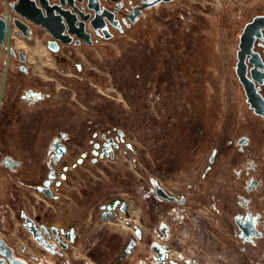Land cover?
Segmentation results:
<instances>
[{"label":"crops","instance_id":"1","mask_svg":"<svg viewBox=\"0 0 264 264\" xmlns=\"http://www.w3.org/2000/svg\"><path fill=\"white\" fill-rule=\"evenodd\" d=\"M168 7L169 11L172 10L170 5ZM177 11L179 9L170 12L174 14ZM138 23L140 21L128 29H133ZM185 26V29L167 30L160 37L154 31L142 33V30L133 34V43L124 38L128 30L123 36L115 35L98 42L82 55V76L63 72V65L57 64L54 54L41 40L30 46L21 35L13 37L12 47L16 51L23 50L28 59V69L23 72L18 69L19 63L12 59L3 85L5 65L0 52V151L19 162L14 173L28 181L44 177L51 160L52 140L61 131H73V142L81 149L90 130L112 126L113 123L130 127L135 135L138 154L154 172L157 167L169 173L183 170L193 158L191 149L194 151L196 143L192 140L191 144L180 146L178 142L184 135L188 136V116L191 113L201 115L198 122L202 124L208 110L206 106L195 108L196 103L192 99L204 94V85L188 73L189 61L179 58L182 53L180 47L192 42L189 30L193 27L188 23ZM68 67L73 68L71 63ZM151 85L160 92V97L154 102L147 98ZM108 88L117 90L122 103L104 93ZM27 90L39 92L41 98H23L22 94ZM226 144L229 149L223 151L221 161L207 171L204 209L196 216L198 219L199 215L208 218L220 236L232 240L230 231L235 228L232 223L236 216L264 213V200L261 203L255 190L248 192L242 188L245 182L243 174L247 170L257 174L264 172V156L257 154L259 160L252 161L253 158L247 163L242 152L244 148H237V143L231 140ZM200 151L198 147L197 152ZM34 163L39 164L35 169L30 166ZM94 167L104 174V166L103 170L97 165ZM105 170L111 179L120 175V171L110 165ZM3 171L11 181V193L19 194L23 186L18 178L9 170ZM97 171L92 166H82L76 173L72 172L66 191L57 200L59 206L69 203V199H75L79 193L83 196L82 203H94L98 198H104V190L98 191L104 189L103 184L85 179L87 174ZM78 178H84L83 187L73 185ZM165 205L176 214L174 219L181 214L186 224H193L182 208L168 201ZM218 213L222 214V229L216 224Z\"/></svg>","mask_w":264,"mask_h":264},{"label":"rangeland","instance_id":"2","mask_svg":"<svg viewBox=\"0 0 264 264\" xmlns=\"http://www.w3.org/2000/svg\"><path fill=\"white\" fill-rule=\"evenodd\" d=\"M242 1L238 0L236 5ZM188 3L191 11L196 2ZM203 4L204 7L198 9L203 14H178L182 11L180 8L173 14L170 12L173 10L169 11L168 5H162L161 8L154 10L155 14H145L137 26L127 29L128 33L124 37L133 43L135 38L133 34L142 30H144L142 33L154 31L160 37L167 30L174 31L179 27L185 29L186 23L193 27L189 30L192 42L180 47L182 53L179 58L189 61L188 73L201 80V84L204 85V94L196 95V99H192V102L196 103L195 108L206 106L208 110L205 114L207 118L206 120L204 118L202 124L198 122L201 115L191 113L188 116L186 125L188 136L184 135L178 141L180 146L187 145L188 142L191 144L192 140L196 142L194 151L191 149L192 160L181 170L182 172L171 173L161 167H157L154 172L145 161H142L140 155L139 159L136 158L138 165L133 168L132 163L125 159L126 155L122 152L117 155L115 161L107 160L96 164L100 170H103L105 164L119 170L118 179H111L107 173L109 177H106L92 166L97 173H91L93 179L88 181L103 184L104 189H98L99 192L109 186L107 190L111 193L109 196L123 193L125 196L121 197L129 198L127 214L125 212L121 214L118 209L115 218L103 220L99 217V204H96L100 198L94 203H82L83 196L80 193L75 199L68 198L71 201L67 204L61 201L64 204L61 206L59 202L47 201L45 209H41L40 205L38 209L33 208L36 215H41V219L48 225L54 224L65 229L73 226L76 234L74 239L65 238L68 247L59 250H56L57 243L52 238L34 237L32 250L39 257H43L44 252L56 254L62 264H264V213L260 219H253L247 230L233 220L232 225L235 226L236 233L232 240L220 237L217 228L209 223L208 218L199 215L198 219L196 216L204 209L208 173L206 171L210 166L215 168L218 161H221L223 151L229 149L226 146L228 140L237 143V148L243 146L245 148L243 153L256 155V152L264 150V119L251 113L233 71L238 29L247 15L251 14L247 10L248 14L238 12L230 14V11L223 8L225 2L217 0H203ZM150 88L148 95L154 87L151 85ZM116 91L115 88H108L104 93L113 98L112 100L122 103ZM148 95L150 102L160 97V94L153 97ZM112 125L118 127L121 124ZM98 128H94L92 132H96ZM92 132L91 130L88 132L85 140ZM97 138L100 139L99 136ZM68 145L74 156H78L86 148L87 151L92 148L89 141L82 149L77 148L72 140ZM135 146L137 147L136 143ZM198 147L201 150L199 153ZM214 147L219 150L216 157ZM37 165L39 166L38 163H34L30 166L35 169ZM45 169L47 173L48 165ZM125 176L128 179H125ZM261 178L264 179V176ZM82 179H76L73 185L80 188L85 181ZM242 188H245L244 185ZM156 189H162L174 197L176 202L172 204L182 208L186 217H190L193 226L186 224L181 214L174 219L173 215L176 214L167 207L169 204L165 205L166 201H159ZM255 192L256 197L263 203L264 184ZM109 196L104 194V199ZM218 216L216 224L222 229L220 227L222 214L218 213ZM139 229L142 230L143 237L126 251V247L133 242ZM42 249L44 251L41 252ZM123 253L125 256L121 258Z\"/></svg>","mask_w":264,"mask_h":264},{"label":"flooded vegetation","instance_id":"3","mask_svg":"<svg viewBox=\"0 0 264 264\" xmlns=\"http://www.w3.org/2000/svg\"><path fill=\"white\" fill-rule=\"evenodd\" d=\"M55 1L59 0H52V2ZM191 1L196 2V4L193 5L192 10L190 11L188 2ZM219 1L225 2V6L223 8H226L228 11H230V14H236V12L239 14H248L249 12L251 14L247 15L246 19L241 22L238 29V42L237 48L235 50L236 56L234 60L233 71L243 90L245 102L251 113L261 119H264V104L259 107L263 114L256 113L254 107H251L250 102L247 101L248 97L235 70L236 64L238 62L237 52L240 49V36L245 30V27L248 24L254 22L256 19L258 26L256 31L257 33L255 34V38L252 43L251 53H248L245 56V75L251 81L250 83H252V87L256 89L257 93H259L264 100V0H243L239 5H236L238 0ZM11 2H15V0H7V3ZM92 2H94V0H92ZM152 2L156 3L151 4ZM88 3L89 0H84V12L85 14H91L90 17L92 18L96 13L94 10L88 8ZM162 5H171L170 7H172L171 9L173 11L180 8L182 9L180 14H201L202 12L198 11V9L200 10V8L204 7L203 0H100L101 9L106 10L104 14H108V18H110L111 21H118L119 26H116L109 20L105 19L104 22L103 19L98 18L96 22L100 27L99 29H95L90 23L89 19L86 22L85 31L90 35V40L92 43H87L75 35H70V39L72 41L65 43L59 39L53 38L45 29L35 25L26 30V33L29 34L30 32V35L25 34L23 30L21 31L20 29L14 28L15 33L13 31L11 32L9 42H7L5 38L3 43L0 44V52H2L4 56V65L6 67V65L10 64L12 59H14L19 63L18 69L20 71H27L28 59L26 53L23 50L16 51L12 47L13 37L21 35L30 46H35L37 41L41 40L54 54L57 64L63 65L61 66L63 72H70L76 76H82L84 69L82 55L87 54L92 46L96 45L98 42L111 39L115 35L123 34L130 26L136 24L140 19H142L145 14L154 12V10L161 8ZM246 10L248 12H246ZM5 11L6 1L0 0V17L3 19H6ZM104 33L110 34V36L106 38ZM53 42L56 43V49L50 47V44L52 45ZM78 50L80 51L78 52ZM68 63L72 64V69L68 67ZM22 97L25 99H39L41 98V94L34 90H27L22 94ZM97 136H99L100 139H98ZM92 137L94 138L93 140ZM74 139L73 132H68V130L61 131L60 134L52 140L50 156L51 160L48 164L49 169L46 173V176L40 177L38 179H30V181L21 177L17 173H14V167L18 165L19 162L12 158L11 155L4 154L3 151H0V264H62L54 257H44V254L43 257L36 255L32 250L34 245H28V247H25L23 250L19 248L18 241L22 235H29L34 241L35 238L43 239L44 237H53L56 239V236L63 238L68 236V238H71L72 234L74 235L72 238L74 239L75 237L76 231L73 226L65 229L54 224L49 225L50 227L48 228L47 235L43 230L46 222L45 220L41 219V215H36L34 209H38L39 205L41 206V209H45V203L47 201L58 202L57 200L60 198V196H62L61 194H63V191L66 188L65 186L68 183L66 181L70 180V175L72 174L71 172L74 173L75 171H78V169L82 166H87L90 168L91 166L107 160L115 161L117 155L121 152L123 155H126L125 159H128L132 163L133 168L138 165L136 158L139 159V154L135 146V135L128 126L118 125L117 127L112 125L108 127H99L96 132L93 131L90 133L88 139L85 140V145L82 147L85 148L87 142L89 141L92 143L91 150L87 151L86 148L84 151H81L78 156H74V154H72V150L68 145V142H71V140L74 141ZM241 147L243 148V146ZM244 149L242 150L245 151ZM213 150L216 157L219 150L217 147H214ZM256 153L262 154L264 156V150ZM244 154L247 163L253 158L254 159L252 161L257 159L259 160L257 154ZM1 167L13 172L18 178V182L23 186L22 191H20L19 194L11 193L9 187L11 181L7 180L5 176L6 172L3 171ZM107 167L108 166L105 164L104 175H106V177L108 173L105 169H107ZM210 168L212 167L210 166L207 171L210 170ZM205 174H203V177H205ZM244 174H246L244 179V187L248 192H252L264 184V179L261 178L264 176V172L260 174L253 172V174H251V172H248L247 170ZM117 177L118 176H116V178ZM85 179L87 182H90L88 180L93 179L92 174H87ZM64 183L65 186L63 187ZM108 189L109 186L106 187V190H104V194H106V196L111 194L109 191H107ZM157 190L158 189H156L157 197L163 198L169 203L176 202L174 197L169 196L168 194V197H163L157 193ZM47 193H49V195H47ZM122 195L125 196L123 193H119L115 196L112 195L113 197L109 196L105 199L102 198L101 200L97 201L96 204H99L100 208L99 217L101 218L102 211H106L107 206L111 204L116 205V208L112 210L114 218L118 214V209L120 210L121 214L123 213L121 210L123 205L126 206V211H128L130 206L129 198L121 197ZM5 196H7V198ZM102 206H104V209H102ZM106 215L108 216V214ZM262 215L263 213H246L245 215L240 214L236 216L234 220L238 223V225L242 226L243 229L247 230L250 226L249 224L253 222V219L258 220L260 217H262ZM53 227L57 229V233L52 231ZM230 232V234L234 236L236 229H233ZM40 251L42 252L44 250L42 249Z\"/></svg>","mask_w":264,"mask_h":264},{"label":"water","instance_id":"4","mask_svg":"<svg viewBox=\"0 0 264 264\" xmlns=\"http://www.w3.org/2000/svg\"><path fill=\"white\" fill-rule=\"evenodd\" d=\"M6 1V19L0 17V44L3 43L4 39L9 42L11 32L15 33L14 28L23 30L26 33V30L33 27L34 25L37 27H42L45 29L53 38L59 39L62 42L69 43L72 40L70 39V35H75L79 39H83L87 43H92L90 40V35L86 33L85 27L86 22L90 19V23L93 25L95 29H99V24L96 22L98 18L104 20H110L108 18V14H104L106 10L101 9L100 0H89L88 8L95 11L96 14L91 18V14H85L84 8L85 4H83L84 0H59L52 2V0H15V2L7 3ZM158 1H171V0H158ZM156 2H152L154 4ZM111 23L119 26L118 21H111ZM257 22L256 19L254 22L248 24L245 27V30L240 36V49L237 52L238 62L236 64L235 70L236 74L242 83L246 95L248 97L247 101L250 102L251 107H254L255 112L258 114H263V112L259 109L260 106L264 104V100L261 95L257 93L256 89L252 87L251 81L245 75V56L248 53H251L252 43L255 38V34L257 33ZM105 34V37L108 38L110 34ZM30 35V32L29 34ZM55 44V45H54ZM50 47L56 49V43L50 44ZM255 55V54H254ZM6 65L4 70V80L7 73ZM157 193L163 197H168V195L162 190L158 189ZM49 195V193H47ZM126 206L123 205L121 210L127 214ZM116 208L115 204H111L107 206L106 211H102L101 219L112 220L114 218L112 214V210ZM104 209V206H102ZM108 214V216L106 215ZM44 232L48 235V229L46 226L43 227ZM52 231L57 233V229L55 227L52 228ZM137 234L138 231H137ZM66 235V234H65ZM74 235H71V238ZM68 238V236H66ZM56 241L63 248H67L68 244L60 240L59 236H56ZM134 241L126 247V251H129L130 248L134 246ZM125 254L121 255L123 258Z\"/></svg>","mask_w":264,"mask_h":264},{"label":"built area","instance_id":"5","mask_svg":"<svg viewBox=\"0 0 264 264\" xmlns=\"http://www.w3.org/2000/svg\"><path fill=\"white\" fill-rule=\"evenodd\" d=\"M217 1H219V0H217ZM154 87V86H153ZM158 89L156 88V87H154L153 89H152V91L150 92V94L148 95L149 97H153V96H157V95H159L158 94ZM46 226V228L48 229L50 226L48 225V224H46L45 225ZM137 228V227H136ZM138 229V228H137ZM138 231V233L139 234H136V236H135V239H133V241H134V243L136 244L137 243V240H140V238H142L143 237V233H142V230H137ZM52 240L53 241H55L56 243H57V245H56V250H59V249H62V247L58 244V242L56 241V239H54L53 237H52ZM60 240H62L63 242H66L67 244H68V242H67V239H65V238H63V237H60ZM34 240L32 239V237L31 236H29V235H22L21 236V238L19 239V241H18V246H19V248L20 249H24L25 247H28V245H34ZM44 257H49V258H52V257H54V258H58L57 256H56V254L55 255H50V254H46L45 252H44Z\"/></svg>","mask_w":264,"mask_h":264}]
</instances>
